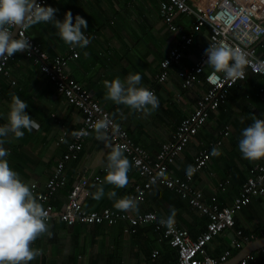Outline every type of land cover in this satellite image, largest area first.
<instances>
[{
    "label": "crops",
    "instance_id": "obj_1",
    "mask_svg": "<svg viewBox=\"0 0 264 264\" xmlns=\"http://www.w3.org/2000/svg\"><path fill=\"white\" fill-rule=\"evenodd\" d=\"M160 2L161 0H50L47 4L58 9L57 19L63 20L61 11L66 6L73 13V18L79 14L87 20L85 35L91 42L86 48L77 47L79 55L69 61L68 72L93 91L100 103L151 156L157 155L162 142L172 136L180 120L195 108L198 96L208 89L204 75L193 86L183 88L178 70L190 68L208 47L210 27L202 26L195 33L194 40L185 44L181 34L172 32L162 19ZM175 21L183 23L186 29L193 23V16L179 12ZM28 32L51 55L64 53L69 48L51 24H37ZM176 46L182 50L179 63L172 66L170 75L164 82H156L161 61ZM8 68L9 73L0 75V125L7 123L11 98L18 95L29 105L26 112L39 124V128L31 132L25 131L24 137L20 139L9 136L3 144L10 153L6 159L43 205L37 193L46 189V182L57 161L63 156L67 142L81 123L82 112L67 102L66 97L26 53L14 54V58L8 62ZM206 68L211 69L207 65ZM130 73L141 75V86L156 87L155 95L159 99L157 110L133 111L127 106L105 99L103 81L115 77L124 80ZM263 115L264 75L249 71L245 79L231 88L227 101L210 111L206 123L186 144L175 161L169 164V169L174 174L184 176L198 150L209 146L228 127L229 134L217 148L220 154L214 155L195 173L192 183L204 191L206 198L218 192L222 202L231 203L249 176L252 166L264 160L245 159L238 148L242 130L253 122V117L262 119ZM63 129L69 131L68 136L65 141L58 143ZM111 149L107 135L104 141L98 140L94 129L85 140L78 157L66 162L67 182L52 194L49 201L57 209L63 208L79 178H93L99 174L102 181L88 185L83 206L87 209L110 207L117 210L107 193L115 191L116 198L130 197L134 185L142 180V176L131 157L122 150L131 165L127 185L116 188L104 183L105 172L102 171V165ZM32 184H36L35 189ZM99 186L104 187L106 195L97 200L92 194ZM173 209V222L188 229L193 236L205 229L207 216L176 190L161 184H153L145 199L137 201L136 210L130 212L135 214L153 211L168 218L173 215ZM235 220L236 227L261 237L264 230V196H253L248 204L236 212ZM46 222L51 236L44 234L30 245L32 248L42 249L43 254L29 264H165L177 258L176 249L166 241H160L158 231L150 223L141 224L135 232H130L125 229L128 222L124 220L114 223L77 221L67 224L60 220ZM231 242V232H221L210 241L208 251L219 256L232 247ZM241 249H234L228 260L222 263L231 262ZM154 250H159L156 257H152ZM253 253L258 255V259L246 264H264V252L256 249Z\"/></svg>",
    "mask_w": 264,
    "mask_h": 264
},
{
    "label": "built area",
    "instance_id": "obj_2",
    "mask_svg": "<svg viewBox=\"0 0 264 264\" xmlns=\"http://www.w3.org/2000/svg\"><path fill=\"white\" fill-rule=\"evenodd\" d=\"M49 1L38 0L44 5H47ZM159 8L160 15L168 24L169 29L172 32L180 33L185 44L191 43L195 33L202 26L207 25L211 30L209 45L210 43L223 44L243 52L248 61L245 68L246 76L249 71L264 75V0H161ZM179 12L193 16V23L189 28L185 29L183 23L175 21L176 14ZM22 34L30 38L33 46L31 55L26 54L32 58L34 63L38 64L40 70L66 97L67 102L82 112L81 123L71 136L70 141L67 142L63 156L57 161L53 173L46 182V189L37 193L38 199L43 202V207L48 212L47 221L60 220L67 224H74L77 221L114 223L124 220L128 222L125 229L130 232H135L137 226L141 224H153L159 233V240L166 241L177 252V258L165 264H219L228 260L234 249L239 250L245 243L258 238L256 233L236 227L235 215L238 210L251 201L253 196H264V160L252 166L246 181L234 196L233 201L228 204L222 202L218 192H214L206 198L204 191L192 183L195 173L214 156L212 150L217 149L222 144L223 138L229 134L228 127L224 128L221 135L209 146L198 150L191 164V173L187 171L184 176H180L172 173L169 169V164L175 161L186 144L206 123L210 111L225 103L231 88L243 79H238L233 83L226 81L223 73H215L212 69L207 70L205 64L207 57L204 52L190 68L179 69L178 75L183 88L193 86L204 75L208 89L198 96L195 108L188 116L180 120L172 136L162 142L157 155L151 156L143 145L132 138L128 129L100 103L93 91L70 75L68 64L72 58L78 57L77 47H69L64 53L51 55L28 31ZM181 57L182 50L179 47L171 48L168 56L161 61V70L156 74V82H164L169 77L172 66L178 64ZM12 58L14 56L0 60V75L9 73L8 62ZM146 88L156 93L155 86ZM53 115L55 114L53 113ZM100 119H104L108 124L106 135L112 148L119 147L125 151L142 176V180L134 185V191L130 197L136 202L144 200L147 191L153 184H161L176 190L207 216L206 227L201 233L193 236L188 229L178 226L175 222L171 226L163 224L161 221L167 218L153 211L134 214L130 211H119L110 207L84 208L83 198L87 193L88 185L102 181V176L99 174L94 175L93 178L89 176L79 178L73 185L63 208L57 209L49 201L52 194L67 182L66 162L78 157L85 140L94 130L95 123ZM262 119H264V115ZM68 132L67 129L62 130L58 143L66 140ZM85 133L87 134L85 135ZM106 164L107 160L102 165L104 172ZM32 188L35 189L36 184H32ZM221 232H231L232 247L226 249L219 256H215L208 251V244ZM262 235H264V230L261 232ZM258 251L264 252V246ZM158 253L159 250H154L152 257H156ZM257 259L258 255L252 252L244 256L238 264H246Z\"/></svg>",
    "mask_w": 264,
    "mask_h": 264
},
{
    "label": "clouds",
    "instance_id": "obj_3",
    "mask_svg": "<svg viewBox=\"0 0 264 264\" xmlns=\"http://www.w3.org/2000/svg\"><path fill=\"white\" fill-rule=\"evenodd\" d=\"M57 8L44 5L38 0H0V60L11 58L16 53L31 55L30 38L22 33L37 24H51L57 34L70 48H86L91 39L85 35L88 23L79 14L73 18L68 10L63 20L56 18ZM14 30L18 34L14 35ZM87 55V53H85ZM205 64L215 73H223L226 81L235 82L245 79L248 64L246 55L223 44L210 43L204 50ZM139 73H130L124 80L115 77L104 80L105 99L117 105L127 106L133 111L150 112L159 107L155 93L141 86ZM229 87H231L229 85ZM27 102L13 95L9 104L7 123L0 125V264H29L43 250L30 245L40 236H51L47 224L48 212L37 201L29 185L19 178L18 173L9 166L6 159L10 153L3 147L9 136L23 138L25 131L39 128V124L26 112ZM108 124L104 119L95 123L96 138L104 141ZM87 133H85L86 135ZM238 148L243 158L255 161L264 158V119L253 117V122L241 132ZM219 155L217 149L212 150ZM130 161L119 147L112 148L107 156L104 183L123 188L128 183ZM189 173L192 168L189 166ZM97 200L106 193L103 186L97 187L92 194ZM115 191H109L107 197L113 200L117 210H136L137 202L129 196L116 198ZM173 215L161 223L171 226Z\"/></svg>",
    "mask_w": 264,
    "mask_h": 264
},
{
    "label": "water",
    "instance_id": "obj_4",
    "mask_svg": "<svg viewBox=\"0 0 264 264\" xmlns=\"http://www.w3.org/2000/svg\"><path fill=\"white\" fill-rule=\"evenodd\" d=\"M17 30H14V35H16ZM264 246V235L261 237L249 241L242 247L239 253L234 257V259L229 262L230 264H237L239 261L246 255L252 253L254 250L259 249ZM227 263H219V264H229Z\"/></svg>",
    "mask_w": 264,
    "mask_h": 264
},
{
    "label": "rangeland",
    "instance_id": "obj_5",
    "mask_svg": "<svg viewBox=\"0 0 264 264\" xmlns=\"http://www.w3.org/2000/svg\"><path fill=\"white\" fill-rule=\"evenodd\" d=\"M67 5H68V3H67ZM64 11H68V7L65 6V7L63 8V10L61 11V15H64V14H65Z\"/></svg>",
    "mask_w": 264,
    "mask_h": 264
},
{
    "label": "trees",
    "instance_id": "obj_6",
    "mask_svg": "<svg viewBox=\"0 0 264 264\" xmlns=\"http://www.w3.org/2000/svg\"><path fill=\"white\" fill-rule=\"evenodd\" d=\"M49 3V2H48Z\"/></svg>",
    "mask_w": 264,
    "mask_h": 264
}]
</instances>
